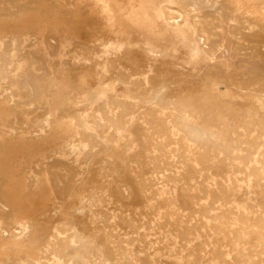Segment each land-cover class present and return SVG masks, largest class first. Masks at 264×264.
Here are the masks:
<instances>
[{
	"label": "rangeland",
	"instance_id": "374dc122",
	"mask_svg": "<svg viewBox=\"0 0 264 264\" xmlns=\"http://www.w3.org/2000/svg\"><path fill=\"white\" fill-rule=\"evenodd\" d=\"M9 38L0 264H264V0H0Z\"/></svg>",
	"mask_w": 264,
	"mask_h": 264
},
{
	"label": "bare ground",
	"instance_id": "6f19581e",
	"mask_svg": "<svg viewBox=\"0 0 264 264\" xmlns=\"http://www.w3.org/2000/svg\"><path fill=\"white\" fill-rule=\"evenodd\" d=\"M198 2V1H197ZM141 3H143L142 1H141ZM195 3H196V1H195ZM191 6V5H190ZM130 7H132L131 5H130ZM135 7V6H134ZM133 8V7H132ZM193 8H194V5L193 6H191V8L189 9V10H193ZM135 9H136V7H135ZM69 10V9H68ZM131 10V9H130ZM122 12V11H121ZM128 12V11H127ZM129 12H132V11H129ZM123 13V12H122ZM121 13V14H122ZM154 16H157V18L158 17H160L159 16V14H158V12H156L155 11V14H154ZM121 18H123V17H121ZM126 18V17H125ZM128 18V17H127ZM125 21V20H124ZM31 22V21H30ZM40 22V21H39ZM117 22H118V20H117ZM24 24V23H23ZM118 25V24H117ZM129 26V25H128ZM155 26V25H154ZM117 27V26H116ZM118 27H119V25H118ZM123 26H121V28H122ZM124 27H125V25H124ZM7 28V27H6ZM11 28V27H10ZM152 27H150V29H151ZM8 29V28H7ZM135 29H136V31L134 32H128V31H123L122 33H119V34H121L120 36H118V34L116 33V36H117V38L119 39V38H121V39H123V40H127V39H129L130 37H132L133 35H138V36H140L141 38H143V41H144V45H145V47H146V50H148V52L149 53H159L160 51H162V42H161V40L159 39L158 40V38H157V36L154 34V33H152L151 32V36L150 37H148V36H146V34L143 32V30H142V28H141V26H136L135 27ZM149 29V28H148ZM130 30V29H129ZM151 31H152V29H151ZM17 39H15V38H9V40H3V39H0V54H2L6 59V61L8 62L7 63V67L8 66H10V64H11V62H12V60L17 56V54H16V52H17V48H18V44H17V41H16ZM111 43V42H110ZM178 43H181L183 46H186L187 45V41H186V39H177V41H176V43H174V46H176V44H178ZM110 45V44H109ZM112 47V46H111ZM111 47H109V48H111ZM113 48V47H112ZM1 62V61H0ZM104 75V74H103ZM28 81V80H27ZM130 82V81H129ZM161 86V85H160ZM160 89V88H159ZM122 102V104H123V101H121ZM184 102V101H183ZM189 102V101H188ZM203 102V101H202ZM126 103V102H125ZM190 103V102H189ZM192 103V102H191ZM187 103H184V104H180L179 105V108H182V110H183V112L184 113H187L188 111H189V106L188 105H186ZM205 104V103H204ZM192 105V104H191ZM190 105V106H191ZM124 108V107H123ZM192 108V107H191ZM180 110V109H179ZM122 111H125L124 109L122 110ZM192 111V110H191ZM121 117V116H120ZM150 118V117H149ZM149 124L151 125V127H156L158 124H160V122H155L154 120L152 121H150L149 122ZM190 126V125H189ZM98 127V126H97ZM103 127L104 128H106V129H110V130H112V129H114L115 131H116V133L117 134H119V133H121L122 131H123V128L121 127V125H120V121L119 120H116L115 119V121H105L104 119H103ZM93 127H87L86 128V131H87V133L88 134H90L91 135V137L93 138V137H95V133H93L94 131H95V129H92ZM262 129H263V127H262ZM220 130V129H219ZM182 131H184V130H182ZM185 133H184V136L186 137V139H187V141L188 142H193L194 140H195V138H196V135H194L192 132H186V131H184ZM221 134L222 133H216V135H217V138H218V140L220 139L219 137L221 136ZM198 137V136H197ZM9 144V143H8ZM92 147V145H91V142L90 141H88L87 143H82V144H79V145H74V146H72V147H70V149H71V151L72 152H76L77 154H79V153H83L84 152V150L85 149H88V148H91ZM22 154V153H21ZM232 157V156H231ZM233 159V158H232ZM254 163V162H253ZM261 163V162H260ZM246 166V165H245ZM246 168V167H245ZM105 169V168H104ZM159 175L161 174V173H158ZM250 174V173H249ZM13 179V178H12ZM20 184V183H19ZM14 185V184H13ZM233 188V187H232ZM20 191V190H19ZM100 194V193H99ZM102 195H103V193H102ZM104 198V197H103ZM103 203V201L101 200V199H97V202H95V203H92L91 202V204H90V208L91 209H94L96 212H97V210H98V208H99V205H101ZM82 209H83V207H81V209L79 210V212H81L82 211ZM100 222V221H99ZM59 231H60V229H59ZM59 231H56V234L59 236V235H61L62 233H60ZM61 232H62V230H61ZM64 233V232H63ZM65 234V233H64ZM57 235H55L57 238H58V236ZM62 236H63V234H62ZM61 236V237H62ZM67 236V235H66ZM64 237H65V235H64ZM66 238V237H65ZM264 239V238H263ZM236 240H237V238H236ZM53 242V241H52ZM233 242V241H232ZM235 242V241H234ZM239 242H240V239H239ZM244 243V242H243ZM264 243V242H263ZM234 244V243H233ZM50 245H52V244H50ZM234 246V245H233ZM65 249V245H61L60 247H59V245L57 246V247H53V245H52V252H51V254H50V256H49V258L47 259V257H46V264H52L51 263V258L52 259H54V260H56V264H64V257H63V254H64V252H63V250ZM235 250V249H234ZM259 251V250H258ZM256 252V251H255ZM261 252V251H260ZM118 253V252H117ZM249 253V252H248ZM257 253V252H256ZM260 255H261V253H259ZM250 257V256H249ZM252 259V258H251ZM120 260V259H119ZM221 261V260H220ZM223 262H221V264H222ZM26 264H45V263H41V262H39V261H37V260H31V261H29V262H27Z\"/></svg>",
	"mask_w": 264,
	"mask_h": 264
}]
</instances>
